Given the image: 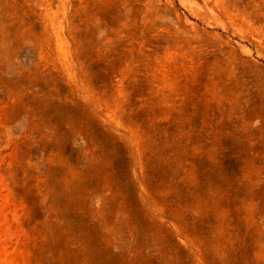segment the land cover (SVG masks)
<instances>
[{
  "label": "rangeland",
  "instance_id": "374dc122",
  "mask_svg": "<svg viewBox=\"0 0 264 264\" xmlns=\"http://www.w3.org/2000/svg\"><path fill=\"white\" fill-rule=\"evenodd\" d=\"M0 264H264V0H0Z\"/></svg>",
  "mask_w": 264,
  "mask_h": 264
}]
</instances>
